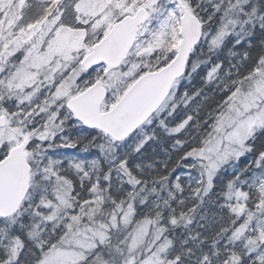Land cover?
Instances as JSON below:
<instances>
[{
    "label": "snow or ice",
    "instance_id": "snow-or-ice-1",
    "mask_svg": "<svg viewBox=\"0 0 264 264\" xmlns=\"http://www.w3.org/2000/svg\"><path fill=\"white\" fill-rule=\"evenodd\" d=\"M0 264H264V0H0Z\"/></svg>",
    "mask_w": 264,
    "mask_h": 264
}]
</instances>
